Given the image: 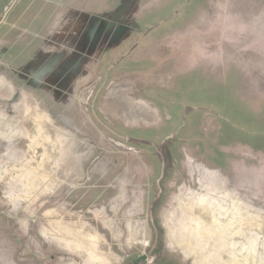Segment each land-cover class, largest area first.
<instances>
[{"label": "rangeland", "instance_id": "1", "mask_svg": "<svg viewBox=\"0 0 264 264\" xmlns=\"http://www.w3.org/2000/svg\"><path fill=\"white\" fill-rule=\"evenodd\" d=\"M84 1L0 94V264H264V0Z\"/></svg>", "mask_w": 264, "mask_h": 264}, {"label": "crops", "instance_id": "2", "mask_svg": "<svg viewBox=\"0 0 264 264\" xmlns=\"http://www.w3.org/2000/svg\"><path fill=\"white\" fill-rule=\"evenodd\" d=\"M14 2L15 0H11L6 10L0 11V94L4 95L10 91L11 82H8L9 78L20 82V84L21 81H24L22 85L32 88L35 92L39 88L35 82V77L39 74L25 76L24 61L28 64L31 61L41 62L42 60L51 63L58 60L67 61L68 58H71L69 55L73 54H68V51L73 52V48L70 47L73 41L69 39L67 43V38L71 34L70 29L73 27L75 30L77 29L75 31L76 42L82 33L85 23L84 14H86L85 9H83L85 7L84 0L83 3L81 0H71L70 4L75 2L76 7L71 5L72 7L67 9L62 4L59 5L57 1L52 3L47 0L36 6L40 11L38 17L33 16L35 8L28 6L32 9L31 11L24 9L23 15H19L17 18H11L9 15L7 18L6 13ZM39 29H43L44 32L41 33V38L37 41ZM28 32H32L33 35L31 36ZM20 47L26 48L30 54H17ZM38 51L41 54H32ZM24 77H28V79L24 80ZM45 86L47 84H44Z\"/></svg>", "mask_w": 264, "mask_h": 264}, {"label": "flooded vegetation", "instance_id": "3", "mask_svg": "<svg viewBox=\"0 0 264 264\" xmlns=\"http://www.w3.org/2000/svg\"><path fill=\"white\" fill-rule=\"evenodd\" d=\"M142 2H144V0H120L115 13H113L109 18L107 17L106 20L103 21L102 25L108 24L107 28H112V33H115V29L113 30V27H119V23L117 24V22L126 23L129 25L128 22L134 19L133 16L135 14V10L138 9L139 5L140 7L142 6ZM147 3L148 2L146 1L144 5ZM99 26H101V23ZM113 35L114 34H112V36Z\"/></svg>", "mask_w": 264, "mask_h": 264}, {"label": "bare ground", "instance_id": "4", "mask_svg": "<svg viewBox=\"0 0 264 264\" xmlns=\"http://www.w3.org/2000/svg\"><path fill=\"white\" fill-rule=\"evenodd\" d=\"M40 117V116H39ZM43 119V118H42ZM45 120H46V118H45ZM205 205H208V202L207 201H204V205L203 206H197V207H194L193 209H192V214H194V215H196L197 217L198 216H200V215H198V210H200L201 212H204V213H206L207 215H209L210 214V210L208 209V208H204V206ZM199 218V217H198ZM200 219V218H199Z\"/></svg>", "mask_w": 264, "mask_h": 264}, {"label": "water", "instance_id": "5", "mask_svg": "<svg viewBox=\"0 0 264 264\" xmlns=\"http://www.w3.org/2000/svg\"><path fill=\"white\" fill-rule=\"evenodd\" d=\"M19 96V94H17ZM17 98V96H16ZM147 259V255L143 254L142 256H139L133 264H140L141 262L145 261Z\"/></svg>", "mask_w": 264, "mask_h": 264}]
</instances>
